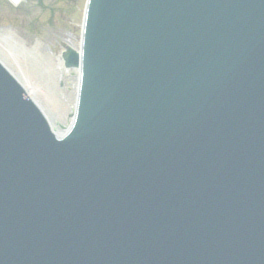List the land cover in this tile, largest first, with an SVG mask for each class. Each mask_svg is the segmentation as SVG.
<instances>
[{"label": "water", "instance_id": "1", "mask_svg": "<svg viewBox=\"0 0 264 264\" xmlns=\"http://www.w3.org/2000/svg\"><path fill=\"white\" fill-rule=\"evenodd\" d=\"M77 7L65 133L0 64V264H264V0Z\"/></svg>", "mask_w": 264, "mask_h": 264}, {"label": "bare ground", "instance_id": "2", "mask_svg": "<svg viewBox=\"0 0 264 264\" xmlns=\"http://www.w3.org/2000/svg\"><path fill=\"white\" fill-rule=\"evenodd\" d=\"M67 43L72 45L69 40ZM19 55L29 56L28 63H23L21 58H18ZM0 58L12 73L26 84L37 102L47 112L56 129L62 131L70 107L58 87V81L69 74L75 75L74 69L64 68L60 55L55 56L41 43L27 45L10 28L0 29ZM71 85L68 97L72 103L76 91L74 76Z\"/></svg>", "mask_w": 264, "mask_h": 264}, {"label": "rangeland", "instance_id": "3", "mask_svg": "<svg viewBox=\"0 0 264 264\" xmlns=\"http://www.w3.org/2000/svg\"><path fill=\"white\" fill-rule=\"evenodd\" d=\"M76 0H0V29L10 28L27 45L36 42L41 43L47 50L57 56L67 40L73 47L78 46V34L75 32L78 25L68 18V14L75 8ZM19 59L27 64L29 56L19 55ZM73 83V75L69 74L58 81V87L62 91L64 100L67 101L70 110L64 124L70 118L72 103L68 93Z\"/></svg>", "mask_w": 264, "mask_h": 264}]
</instances>
